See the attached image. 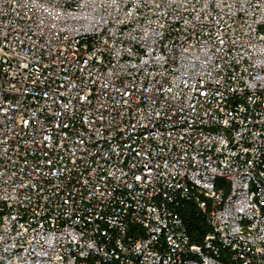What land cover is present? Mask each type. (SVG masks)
I'll return each mask as SVG.
<instances>
[{
  "label": "built area",
  "instance_id": "2783aa9c",
  "mask_svg": "<svg viewBox=\"0 0 264 264\" xmlns=\"http://www.w3.org/2000/svg\"><path fill=\"white\" fill-rule=\"evenodd\" d=\"M0 264H264V0H0Z\"/></svg>",
  "mask_w": 264,
  "mask_h": 264
},
{
  "label": "trees",
  "instance_id": "16d2710c",
  "mask_svg": "<svg viewBox=\"0 0 264 264\" xmlns=\"http://www.w3.org/2000/svg\"><path fill=\"white\" fill-rule=\"evenodd\" d=\"M180 213L187 221L190 234L194 238H195V233L197 231H200V232L209 231V228L203 224L202 218L198 215V213L194 209L193 204L188 203L183 209H181Z\"/></svg>",
  "mask_w": 264,
  "mask_h": 264
}]
</instances>
